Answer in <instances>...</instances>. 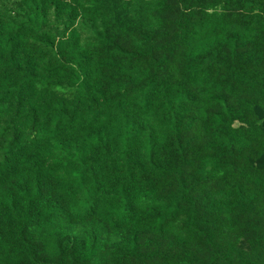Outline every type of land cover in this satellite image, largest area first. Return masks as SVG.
I'll list each match as a JSON object with an SVG mask.
<instances>
[{
  "label": "trees",
  "instance_id": "1",
  "mask_svg": "<svg viewBox=\"0 0 264 264\" xmlns=\"http://www.w3.org/2000/svg\"><path fill=\"white\" fill-rule=\"evenodd\" d=\"M0 264H264V0H0Z\"/></svg>",
  "mask_w": 264,
  "mask_h": 264
}]
</instances>
